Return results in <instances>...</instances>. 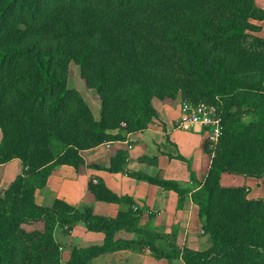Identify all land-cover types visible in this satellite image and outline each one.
<instances>
[{
    "label": "trees",
    "instance_id": "obj_1",
    "mask_svg": "<svg viewBox=\"0 0 264 264\" xmlns=\"http://www.w3.org/2000/svg\"><path fill=\"white\" fill-rule=\"evenodd\" d=\"M261 21L255 0H0V264H97L116 251L146 248L169 262L264 264V199L221 184L223 174L264 177V39L247 42ZM71 64L101 102L98 121L68 86ZM154 99L205 101L222 114V134L214 151L206 146L211 164L197 190L162 173L139 176L176 192L179 206L191 194L207 250L141 228L132 200L102 182L89 184L95 200L128 203V212L108 218L59 199L36 203L57 168L86 173V151L122 134L163 129ZM126 158L113 153L108 170L122 171ZM13 160L21 172L3 189L4 167ZM80 222L103 233L104 242L75 247L63 262L55 229L70 235ZM121 232L131 236L119 238Z\"/></svg>",
    "mask_w": 264,
    "mask_h": 264
},
{
    "label": "crops",
    "instance_id": "obj_2",
    "mask_svg": "<svg viewBox=\"0 0 264 264\" xmlns=\"http://www.w3.org/2000/svg\"><path fill=\"white\" fill-rule=\"evenodd\" d=\"M255 2L264 10V0H255ZM256 25L261 31L254 34L264 36V21L256 22ZM79 80L81 83L78 79L69 78L68 86L76 90L80 89L78 91L91 110L92 106H95L97 111L92 110V112L98 121L101 116V102L98 100L99 108L96 92L86 88L80 74ZM156 102L158 103H155V108L160 114L163 129L151 128L141 133L122 134L123 140L86 151L85 160L90 164L86 173L79 175L70 166L57 168L48 178L46 186L36 192V203L41 206L48 200L59 199L81 211L91 209L94 215L108 218H117L121 213L128 212L130 208L128 203H106L95 200L89 190V184L91 181L102 182L113 194L129 198L134 203L133 206H138V210L142 212L139 223L141 228L165 235L177 234L183 239L185 247L195 251L209 249L211 242L203 231L199 207L192 201L191 194L187 196L184 204L179 206L180 197L176 192L165 190L139 177L140 175L156 177L162 173L165 179L177 181L183 187L195 191L204 182L211 164L212 156L206 151V129L201 126H195L190 130L176 128V121L181 113V101L177 100L173 105ZM119 133L115 131L113 135ZM118 151L127 153L126 165L120 172H110L108 169L112 164V154ZM20 172L21 163L18 160L5 165L1 187L6 189ZM221 184L224 187H246L249 199H264V177L256 179L223 174ZM54 236L63 247V262L70 260L73 248L102 245L105 239L103 233L89 231L82 222L73 228L70 235H65V229L57 226ZM130 236L131 234L126 232L118 235L123 239ZM97 264L184 263L181 259L173 262L156 259L151 250L146 248L143 251L130 249L116 251L100 259Z\"/></svg>",
    "mask_w": 264,
    "mask_h": 264
},
{
    "label": "built area",
    "instance_id": "obj_3",
    "mask_svg": "<svg viewBox=\"0 0 264 264\" xmlns=\"http://www.w3.org/2000/svg\"><path fill=\"white\" fill-rule=\"evenodd\" d=\"M181 113L176 121V128L190 130L195 126L206 129L207 142L211 145L219 143L222 134V114L219 109L205 102L193 103L191 101H181ZM134 211H138V206L134 205Z\"/></svg>",
    "mask_w": 264,
    "mask_h": 264
},
{
    "label": "rangeland",
    "instance_id": "obj_4",
    "mask_svg": "<svg viewBox=\"0 0 264 264\" xmlns=\"http://www.w3.org/2000/svg\"><path fill=\"white\" fill-rule=\"evenodd\" d=\"M256 38H260V39H264V36H257V35H255L254 33H248L247 34V42L248 43H253L254 41H255V39ZM70 71H71V77H70V79L71 80H73V79H78V81H80L79 80V74H80V70H79V67L78 66H76L75 64H71V66H70ZM80 83H81V81H80ZM72 85H73V83L71 84V87H72ZM82 85V84H81ZM77 88V87H76ZM78 89V88H77ZM78 90H80V89H78ZM86 94L84 93V96H85ZM88 97H86V99H87ZM183 99H185V98H183ZM182 100V99H181ZM156 101H159L158 99H154L153 100V106H154V108H155V103H158V102H156ZM96 102H97V104H98V107L100 108V102L98 101V98H97V100H96ZM160 102V101H159ZM205 102V101H204ZM160 103H162V102H160ZM206 103V102H205ZM92 106V105H91ZM215 106V105H214ZM217 107V106H216ZM218 108V107H217ZM156 109V108H155ZM92 110L93 111H97L96 110V108H95V106L93 107L92 106ZM99 110V109H98ZM157 110V109H156ZM158 111V110H157ZM1 139H2V134H1V131H0V142H1ZM207 147H208V149L212 152V151H214V149H215V145H211V144H209L208 142H207ZM211 156H212V154H211ZM25 228L27 229V230H32L33 229V227H30V226H25ZM143 250H145V249H143ZM143 250H137V251H143Z\"/></svg>",
    "mask_w": 264,
    "mask_h": 264
}]
</instances>
